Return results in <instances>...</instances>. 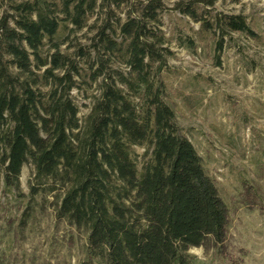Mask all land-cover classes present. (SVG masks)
<instances>
[{"label":"trees","instance_id":"obj_1","mask_svg":"<svg viewBox=\"0 0 264 264\" xmlns=\"http://www.w3.org/2000/svg\"><path fill=\"white\" fill-rule=\"evenodd\" d=\"M220 1L0 0V264H19L12 243L26 254L52 215L57 235L68 231L53 247L78 250L77 264H244L234 213L264 216V186L242 176L236 205L225 199L164 76L173 42L220 56L236 34L258 37L250 15ZM170 9L199 25L193 35L164 32Z\"/></svg>","mask_w":264,"mask_h":264},{"label":"rangeland","instance_id":"obj_2","mask_svg":"<svg viewBox=\"0 0 264 264\" xmlns=\"http://www.w3.org/2000/svg\"><path fill=\"white\" fill-rule=\"evenodd\" d=\"M175 1L167 0V4L173 6ZM217 7L250 15L258 37L236 34L234 41L226 42L220 56L210 45L200 48V54H193L173 42L170 48L175 55L169 59L164 76L176 104L178 122L203 156L210 174L217 177L225 199L236 205L242 176L256 178L264 186L260 178L264 173V0L220 1ZM163 20V30L168 36L179 27L191 35L193 26L199 28L171 9ZM74 94L81 102L80 93L75 90ZM187 94L200 100L196 109L185 104ZM82 107L83 116L89 108ZM143 152L144 148H138L139 154ZM31 172L32 166L28 165L22 173L25 192L29 190ZM234 216L231 241L237 249H245L244 264H264V216L260 209L241 207ZM55 224L54 215L36 224L23 245L27 253L22 254L18 242L12 243L14 257L10 255V259L18 260L19 264H39L56 253L58 262L54 259L53 264L68 261L77 264L78 250H74L71 257L62 247H53L58 237L67 242L64 236L68 234L61 230L57 235ZM191 252L200 259L207 258L203 247L192 248ZM34 258L36 263H33Z\"/></svg>","mask_w":264,"mask_h":264},{"label":"bare ground","instance_id":"obj_3","mask_svg":"<svg viewBox=\"0 0 264 264\" xmlns=\"http://www.w3.org/2000/svg\"><path fill=\"white\" fill-rule=\"evenodd\" d=\"M198 251V250H197Z\"/></svg>","mask_w":264,"mask_h":264}]
</instances>
